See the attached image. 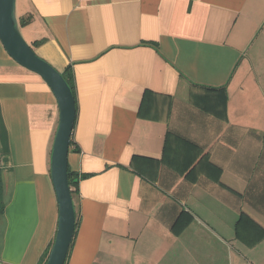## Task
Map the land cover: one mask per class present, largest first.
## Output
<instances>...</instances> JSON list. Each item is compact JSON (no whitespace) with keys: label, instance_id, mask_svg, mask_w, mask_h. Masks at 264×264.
<instances>
[{"label":"crops","instance_id":"0c3cea01","mask_svg":"<svg viewBox=\"0 0 264 264\" xmlns=\"http://www.w3.org/2000/svg\"><path fill=\"white\" fill-rule=\"evenodd\" d=\"M16 15L71 76L66 264H264V0H16ZM57 122L0 42V264L49 254Z\"/></svg>","mask_w":264,"mask_h":264},{"label":"water","instance_id":"95a60500","mask_svg":"<svg viewBox=\"0 0 264 264\" xmlns=\"http://www.w3.org/2000/svg\"><path fill=\"white\" fill-rule=\"evenodd\" d=\"M0 42L16 63L42 78L56 99L58 122L50 149L49 171L58 204V218L56 233L45 264H64L76 221L67 166L76 115L74 94L62 72L38 56L22 36L16 15V0H0Z\"/></svg>","mask_w":264,"mask_h":264},{"label":"trees","instance_id":"16d2710c","mask_svg":"<svg viewBox=\"0 0 264 264\" xmlns=\"http://www.w3.org/2000/svg\"><path fill=\"white\" fill-rule=\"evenodd\" d=\"M27 18H24V17H19L18 18V23H19V27H23L24 25L27 24ZM44 42L43 39H40V40H34L33 42H31V46L32 48L34 49L35 47L39 46L40 44H42ZM63 77L64 79L66 80V82L69 84L70 88L72 89L73 91V87H72V82H71V76H70V73H69V67H67L63 72ZM217 88H213V87H206V96H208L209 98V101L211 102H214V98L212 97L213 96V91L216 90ZM74 94V92H73ZM75 99V97H74ZM75 107H76V103H75ZM70 143H71V137H70ZM70 143H69V146H70ZM77 181H78V178H77V174H75L74 172H71L68 170V182H69V186H70V191H71V195H72V198H73V193H74V187L77 185ZM80 221V213L78 210H76V221H75V230H74V234H73V237L71 239V242H70V245H69V249H68V253H67V256H66V260L68 258V255H69V252H70V249L72 247V244H73V240H74V235H75V231H76V227L78 226V223ZM48 256V255H47ZM47 256L44 258V260L42 261V264H45L46 262V259H47ZM66 260L64 262V264H66Z\"/></svg>","mask_w":264,"mask_h":264},{"label":"rangeland","instance_id":"374dc122","mask_svg":"<svg viewBox=\"0 0 264 264\" xmlns=\"http://www.w3.org/2000/svg\"><path fill=\"white\" fill-rule=\"evenodd\" d=\"M259 31V30H258ZM258 31H257V33H258ZM22 33V36L24 37V39L27 41V38H26V35H25V33L24 32H21ZM28 42V41H27ZM29 43V42H28ZM30 44V43H29Z\"/></svg>","mask_w":264,"mask_h":264}]
</instances>
